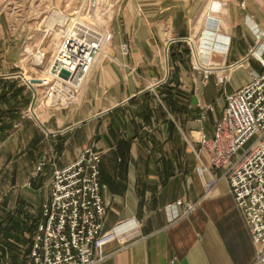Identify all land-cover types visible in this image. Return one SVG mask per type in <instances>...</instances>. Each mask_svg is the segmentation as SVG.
<instances>
[{"label": "crops", "instance_id": "obj_1", "mask_svg": "<svg viewBox=\"0 0 264 264\" xmlns=\"http://www.w3.org/2000/svg\"><path fill=\"white\" fill-rule=\"evenodd\" d=\"M207 9L220 19L217 37L230 38L231 46L211 56L215 71L204 79L185 39L212 38ZM119 16L114 46L99 59L79 101L41 113V122L24 116L32 91L24 85L16 43L0 34V264H33L36 220L52 169L90 146L102 152L104 231L122 237L98 264H256L258 247L223 171L201 177L196 167L209 166L198 154V133L212 137L226 96L262 72L251 58L226 84L216 77L258 47L264 0H121ZM258 53L264 60V51ZM41 162L46 166L27 187ZM211 176L218 181L207 190ZM179 200L194 210L186 213Z\"/></svg>", "mask_w": 264, "mask_h": 264}, {"label": "built area", "instance_id": "obj_2", "mask_svg": "<svg viewBox=\"0 0 264 264\" xmlns=\"http://www.w3.org/2000/svg\"><path fill=\"white\" fill-rule=\"evenodd\" d=\"M83 2L72 14L59 16L52 30L59 32L60 37L52 51L42 45L30 51L25 49L24 60L35 70L29 76L22 70L24 85L32 91L31 106L25 111V117L41 122L39 115L43 112L74 106L100 57L114 46V33L110 29L115 19L114 7L105 5L104 0ZM219 22L214 14L207 15V31L213 36L211 42L204 45L211 53H217ZM185 41L191 46V57L196 58V43L190 37ZM258 41V47L252 49L246 59L228 68V74L216 75L218 84H226L230 72L243 68L251 58L262 68L249 83L226 96L214 135L205 137L198 133V154L209 160V166L198 165L196 172L204 177L211 169L223 171L222 177L229 185L236 208L245 217L252 241L258 247L256 264H264V60L255 54V51H264V32ZM228 42L224 53L230 49V38ZM166 44L168 53L171 42ZM121 50L126 55L128 45L122 44ZM201 66V62L193 64L195 70H202ZM208 70H203L204 79L214 73ZM63 71L68 73L67 78L62 76ZM37 72L43 77L35 75ZM164 82H159L158 86ZM252 139L251 147L235 159ZM101 160L102 152L90 146L71 164L62 168L54 165L49 197L36 220L31 249L33 264H98L107 259L105 248L109 244L122 241L115 230L104 231L108 208L101 191ZM45 166L44 162L38 165L27 187H32L33 180ZM217 181L211 176L205 188L210 189ZM177 205H185L186 213L194 210V205L182 200Z\"/></svg>", "mask_w": 264, "mask_h": 264}, {"label": "rangeland", "instance_id": "obj_3", "mask_svg": "<svg viewBox=\"0 0 264 264\" xmlns=\"http://www.w3.org/2000/svg\"><path fill=\"white\" fill-rule=\"evenodd\" d=\"M83 1L84 0H0V23L5 27L4 29L0 28V34L2 36L5 34L8 44L16 43L17 56H19V62H21L20 65L23 67V70L28 73L26 76H29V73L34 69L31 63L24 60L25 49H32L33 47L42 45V47H47L49 51H52L54 49V44H52L53 42L51 40L56 30L47 27L50 17L58 12L72 14V12L78 10L80 6H82L84 3ZM104 2L106 3L105 5L114 7L113 12L115 19L110 25L112 31L116 19L120 17L121 0H107V2L104 0ZM209 9L205 11V18L209 13L212 15ZM196 40L198 41L199 39ZM35 75L39 76L40 73L37 72ZM237 81L240 82L238 79ZM237 81H235V83ZM253 141L254 139L250 140L249 144L238 152L235 159L249 149Z\"/></svg>", "mask_w": 264, "mask_h": 264}, {"label": "bare ground", "instance_id": "obj_4", "mask_svg": "<svg viewBox=\"0 0 264 264\" xmlns=\"http://www.w3.org/2000/svg\"><path fill=\"white\" fill-rule=\"evenodd\" d=\"M106 2H107V0H106ZM61 15V13L60 12H58V13H55V14H53L51 17H50V20H49V22H48V25H47V27H49V28H53L54 27V25L58 22V20H59V16ZM54 37H53V39L51 40L53 43L52 44H54L53 45V47H55L56 45H57V42H58V38H59V35H60V33L59 32H56V31H54ZM193 40V39H192ZM211 40H212V38L210 39L209 38V40H207V38L204 36L203 37V35L200 37V39L197 41V43L199 44V47H198V44L196 43V46H195V52H196V54H195V60L197 61V62H201V59H207V61L205 62V65H202L201 67H200V69H202V70H205V69H209L208 71H211V72H213V71H215V70H212V69H214L215 68V66L212 64V62H211V56L214 54V53H211L210 51H209V49L208 48H206L205 47V42H208V43H210L211 42ZM218 40H219V43H218V46H217V53L219 54V53H224V51L227 49V46H228V41H229V39L227 40L225 37H222L221 38V36H218ZM52 47V48H53ZM50 49V48H49ZM108 49L109 48H107L105 51H104V53L102 54V56L100 57V59H103L104 57H106L107 56V53H108ZM31 49L29 48V51H30ZM255 54L257 55V56H259V53L257 52V51H255ZM40 77H43V74H40L39 75Z\"/></svg>", "mask_w": 264, "mask_h": 264}, {"label": "water", "instance_id": "obj_5", "mask_svg": "<svg viewBox=\"0 0 264 264\" xmlns=\"http://www.w3.org/2000/svg\"><path fill=\"white\" fill-rule=\"evenodd\" d=\"M62 76L65 77V78H67L69 75H68L67 72L63 71V72H62Z\"/></svg>", "mask_w": 264, "mask_h": 264}, {"label": "trees", "instance_id": "obj_6", "mask_svg": "<svg viewBox=\"0 0 264 264\" xmlns=\"http://www.w3.org/2000/svg\"><path fill=\"white\" fill-rule=\"evenodd\" d=\"M6 219H7V217H6ZM6 219H5V220H6ZM7 222H8V220H7Z\"/></svg>", "mask_w": 264, "mask_h": 264}]
</instances>
